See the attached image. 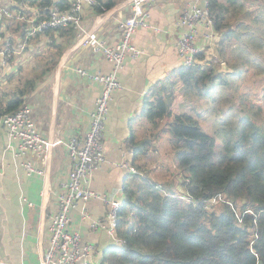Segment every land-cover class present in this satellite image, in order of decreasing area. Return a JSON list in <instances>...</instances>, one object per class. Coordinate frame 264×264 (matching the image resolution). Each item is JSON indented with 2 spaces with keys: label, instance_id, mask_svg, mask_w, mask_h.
Returning a JSON list of instances; mask_svg holds the SVG:
<instances>
[{
  "label": "trees",
  "instance_id": "trees-1",
  "mask_svg": "<svg viewBox=\"0 0 264 264\" xmlns=\"http://www.w3.org/2000/svg\"><path fill=\"white\" fill-rule=\"evenodd\" d=\"M14 1L15 8H36L31 16L35 21L53 3ZM113 5V0H95L91 8L102 13ZM208 9L216 35L214 57L206 61L199 51L194 65L172 69L142 100L147 123L168 135L182 179L177 189L186 196L170 185L152 182L148 175H128L116 228L122 243L103 251L100 264H264V134L245 93L235 85L255 73L264 90V0H208ZM11 20L7 30L13 24L19 31L21 22ZM48 32L52 30L44 35ZM22 33L20 28V37ZM58 55L45 57L22 87L6 93L5 102L0 99V117L26 102L36 80L49 70L47 65L56 64ZM223 63L230 71H221ZM234 90L235 105L221 110V94ZM176 95L205 104L216 116L212 133L203 128L191 99L172 112ZM227 99L223 95V101ZM234 108L238 115L227 112ZM150 137L137 142L131 137L136 159L146 154Z\"/></svg>",
  "mask_w": 264,
  "mask_h": 264
},
{
  "label": "crops",
  "instance_id": "crops-1",
  "mask_svg": "<svg viewBox=\"0 0 264 264\" xmlns=\"http://www.w3.org/2000/svg\"><path fill=\"white\" fill-rule=\"evenodd\" d=\"M113 1L114 5L102 13L85 7L82 17V27L109 44L120 39L118 25L130 14L128 4L122 0ZM10 2L15 4L14 0ZM185 4L181 0L157 1L149 8V13L150 23L160 31L137 29L133 34L132 42L141 54L137 58L126 56L124 67L118 73L122 89L113 94L104 129L106 160L89 181V188L100 195L122 201L123 186L130 174L120 163L127 161L135 168L144 165L145 159L141 160L143 153H139L137 159L134 156L136 147L131 143V137L136 142L149 138L150 125L141 114L143 96L153 83L180 65L175 45L183 31L176 27L175 22ZM35 9L18 4L11 10L28 20L35 14ZM27 10L32 15L23 12ZM13 20L22 24L18 35L20 28L24 32L30 27L29 22ZM71 30L63 29L51 35L37 34L35 39L39 41L34 45L29 43V50L12 60L8 68L0 65V99L5 102L6 93L22 87L25 80L13 89L10 83H18V77L7 82V76L17 68L15 64L26 66L25 71L28 72L35 69L40 64L36 48L42 43H48L44 45L46 54H59L56 64L47 65L49 70L36 80L34 88L25 97L39 131L49 139L82 136L88 130L90 113L101 88L88 78L78 76L75 68L84 67L92 73H107L112 68L104 58L95 57L89 49L80 46L77 32ZM16 39L20 40V36ZM212 44L213 40L202 36L197 39L199 51ZM15 147V142L9 140L0 126V264H40L42 254L48 248V228L51 217L56 213V194L67 178L70 163L62 147L52 149L46 162L38 161L34 154L27 153L26 158L43 169L42 175L28 176L13 157ZM81 207L82 203H79L70 210L67 230L79 233L82 241L93 247L88 262L81 264H100L103 251L115 247L117 242L105 229H92L89 220H82ZM86 207L91 221L101 220L106 214L105 203L101 200L91 199Z\"/></svg>",
  "mask_w": 264,
  "mask_h": 264
},
{
  "label": "built area",
  "instance_id": "built-area-1",
  "mask_svg": "<svg viewBox=\"0 0 264 264\" xmlns=\"http://www.w3.org/2000/svg\"><path fill=\"white\" fill-rule=\"evenodd\" d=\"M130 7V14L122 20L118 28L120 39L113 44L106 43L93 31L82 27V17L85 7L95 5V0H53L43 8V15L36 21L33 18L23 19L18 12L9 8H0V65L6 69L9 63L23 54L29 41L35 35H44L46 31L71 28L77 32L78 44L89 49L93 56L104 58L112 66L107 73L89 72L84 67H76L75 73L86 77L91 82L100 85V93L95 99L94 108L90 113L88 130L80 135H72L68 139H49L39 131L32 108L23 103L15 112L2 115L0 126L6 131L9 140L15 142L13 157L18 167L29 175H42L43 169L26 158L27 153L34 154L38 161H47L48 153L57 147H62L69 160V172L56 194V213L51 217L48 228V248L42 254L40 264H81L88 262L93 247L82 241L79 233L68 231L69 212L82 203L80 218L89 220L92 229L101 228L114 237L117 245L122 241L116 236L119 211L122 201L98 194L89 188L92 174L105 162L104 129L109 116V105L113 94L122 89L118 73L124 67L126 56L137 58L141 51L132 42L137 29H160L150 23L149 8L159 0H122ZM185 7L175 22L182 29L175 50L180 65H194L199 52L197 39L199 36L207 40L215 39L213 18L209 14L208 0H181ZM19 19L30 23L20 40L2 32L3 22ZM120 166L129 174H138L137 169L127 161ZM98 199L105 203L106 214L101 220L91 221L86 203ZM211 203H213L211 201ZM90 262V261H89Z\"/></svg>",
  "mask_w": 264,
  "mask_h": 264
},
{
  "label": "rangeland",
  "instance_id": "rangeland-1",
  "mask_svg": "<svg viewBox=\"0 0 264 264\" xmlns=\"http://www.w3.org/2000/svg\"><path fill=\"white\" fill-rule=\"evenodd\" d=\"M14 3H11L10 0H1L0 1V8H9L12 9L13 7H11V5ZM150 20H152V18H150ZM248 21V19H247ZM10 24L9 22H3L2 24V32H4L7 35L13 36V38L18 41L16 38H18V31H15V25L12 24V28L8 29L6 28V26ZM14 28V29H13ZM54 32V31H52ZM52 32H48L47 35H51ZM56 32H61L60 30L56 31ZM33 40V41H32ZM34 40H36L35 38H32L29 43H32L34 45V43H37L39 41L36 40V42H34ZM32 41V42H31ZM41 43V42H40ZM44 45H48V43L45 44H41L39 46V48H36V55L39 58V62L42 63L44 61H46L45 57H48L50 55H52L53 53H49L46 54L44 51ZM214 44L205 47L203 50H201L200 52L204 53L205 56V60H210L212 57H214V49H213ZM29 47H26L24 51H28ZM206 53V54H205ZM10 64V63H9ZM12 64V62H11ZM15 67H17L13 72H11L8 76H7V82H12L13 79H16V77H18V83H10L11 87L13 89V87L15 86H19L21 85V81L28 79L29 76H25L27 73H30L28 71H25L26 66H23L21 64H15ZM24 71L26 73H24ZM168 74V73H167ZM166 74V75H167ZM165 75V76H166ZM25 76V77H23ZM261 77L258 75H256L255 73L251 74H246L244 77V80L241 81H236L235 85H240V93H245L247 100L250 102V104L252 105V111H255V115L256 118L254 119L255 124L260 127L261 129V133L264 134V90L263 87L261 86V81H260ZM19 88V87H18ZM230 93H222L221 94V101L219 103V108H221V110L225 111L226 109H228L230 107V105L232 104V106L235 105L234 101H237V98L234 96V92L235 90L229 91ZM223 95H225L228 99L223 101ZM184 98V99H183ZM192 100V102L195 105V109L197 111H200L201 113V117H200V122L203 126V128L207 131L212 133L213 128H214V121L216 120V116L212 113L209 112L207 107L205 106V104L201 103L200 101H198L196 98L193 97H188L185 98L181 95H176V97L174 98V100H172L171 103V110L173 113H176L178 111L181 110L182 105L185 103L186 100ZM203 101V100H202ZM26 103V102H25ZM28 104V103H27ZM249 105V104H248ZM250 106V105H249ZM239 108H241V106H239ZM186 109V108H184ZM210 110V109H209ZM229 114H239V112H237V109L234 108L233 111H227ZM255 117V116H254ZM145 120V118H144ZM151 133V137H150V142L147 145H145V147H147V152L146 154H142L141 156V160H144V165L140 166V169H138V173H142L145 176H149V179L152 182H155L157 184L160 185H170L173 188H175V190L179 193V191H181L182 196H186V194L184 193V190L182 191L181 189L178 191V187L182 188L180 185V181H182L181 179V175L179 172V169L177 168V163L175 160V157L170 149V145L168 143V135L164 132L161 131L160 128H151L150 126V132ZM218 135L221 137L222 131L218 130ZM140 159V158H139ZM169 187V186H168ZM217 204V203H216ZM211 206V205H209ZM213 208H216L213 207Z\"/></svg>",
  "mask_w": 264,
  "mask_h": 264
},
{
  "label": "water",
  "instance_id": "water-1",
  "mask_svg": "<svg viewBox=\"0 0 264 264\" xmlns=\"http://www.w3.org/2000/svg\"><path fill=\"white\" fill-rule=\"evenodd\" d=\"M221 71L228 72V71H230V69H228V68L226 67V65L223 63V64H222ZM257 264H262V263H261L260 261H258Z\"/></svg>",
  "mask_w": 264,
  "mask_h": 264
}]
</instances>
